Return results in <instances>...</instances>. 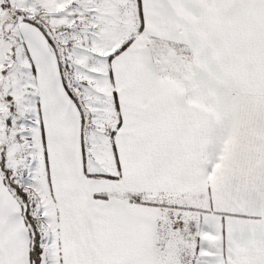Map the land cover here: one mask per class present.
<instances>
[{"label": "snow or ice", "instance_id": "obj_1", "mask_svg": "<svg viewBox=\"0 0 264 264\" xmlns=\"http://www.w3.org/2000/svg\"><path fill=\"white\" fill-rule=\"evenodd\" d=\"M0 264H264V0H0Z\"/></svg>", "mask_w": 264, "mask_h": 264}]
</instances>
